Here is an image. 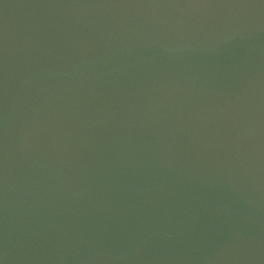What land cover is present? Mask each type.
Segmentation results:
<instances>
[{
    "label": "water",
    "instance_id": "obj_1",
    "mask_svg": "<svg viewBox=\"0 0 264 264\" xmlns=\"http://www.w3.org/2000/svg\"><path fill=\"white\" fill-rule=\"evenodd\" d=\"M0 264H264V0H0Z\"/></svg>",
    "mask_w": 264,
    "mask_h": 264
}]
</instances>
